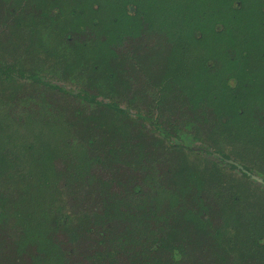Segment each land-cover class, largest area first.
<instances>
[{"label": "trees", "instance_id": "trees-1", "mask_svg": "<svg viewBox=\"0 0 264 264\" xmlns=\"http://www.w3.org/2000/svg\"><path fill=\"white\" fill-rule=\"evenodd\" d=\"M88 1L55 0L66 12L63 24L47 25L32 0H0V42L22 54L43 46L59 68L76 73L62 74L65 82L47 74L46 83L0 74V264H264V189L237 174L230 179L219 157L205 153L214 162L206 168L187 155L191 146L211 149L209 133L219 127L207 101L197 102L196 74H177L182 58L184 72L206 67L209 56L193 38L194 25L209 15L239 23L244 13L228 0L212 1L211 14L210 0H118L124 13L109 5L113 30H100L94 0ZM201 1L205 8L195 20L180 11ZM26 14L39 22L19 28ZM131 30L137 42L149 40V58L155 48L168 49L171 72L143 74L141 57L135 67L128 41L117 47ZM104 65L108 74L100 72ZM255 73L263 84L264 67ZM67 83L87 94L116 88L136 115L74 95ZM263 98L258 93L252 102ZM153 112L159 118L152 124L145 117ZM163 114L176 115L179 126L167 121L168 127Z\"/></svg>", "mask_w": 264, "mask_h": 264}, {"label": "flooded vegetation", "instance_id": "flooded-vegetation-1", "mask_svg": "<svg viewBox=\"0 0 264 264\" xmlns=\"http://www.w3.org/2000/svg\"><path fill=\"white\" fill-rule=\"evenodd\" d=\"M52 1H54V3L51 5L47 0V4H49L48 14H53L51 16L55 18L58 13H60V15L56 22H50L49 24H63L64 14L66 12L63 7H61V3L59 4L55 2V0ZM81 1L87 3L88 0ZM130 1L134 3L136 0ZM212 1L215 0H210L208 4L209 14L213 11L211 8H214L211 7ZM118 3V0H94V13L101 16L99 18L100 22L102 20L105 22L99 23L98 28L100 30L105 28L113 30V26L109 25L107 8L111 5L114 12L124 13L122 8L118 6ZM32 4L36 6L35 2ZM69 4L72 3L69 2ZM228 4L231 7L233 6L238 8L239 12L242 11L245 15L244 20L239 23H234V21L230 20V18L226 15L218 18L209 15L208 22L194 25L192 28L193 38L197 44L207 52L206 56H209V58L206 60V67H200L201 71L199 73H197L196 70L189 72L188 74H196V80L199 84L205 79L208 82L206 86H203L204 92H202L200 97L197 99L198 103L200 100L205 99V101H207L206 107L208 109H213L215 113H219V111L222 110V104L224 105L225 112L223 113V119H218L219 124L224 125L226 121H230L229 123L231 125V121L233 119L235 121L234 125L240 127V123H244L243 121L247 118V114L249 115L250 110V117H253L252 125L257 126L258 136L256 135V139H258V141L260 140L264 144V98L260 99L261 103L259 100L257 103L252 102L257 98L258 93L264 94V83H260L258 75L255 73L256 67H264V0H228ZM204 5L205 3L202 1L200 4L192 2L190 6H182L180 11L193 14V20H195L197 16L201 17L202 9L205 8ZM135 8L136 7L132 5L129 12L134 19L136 18L134 14ZM60 9L63 10V13ZM38 10L39 13L46 15V13L42 12L39 8L37 11ZM138 10L143 11L141 8ZM146 12L149 13L150 9H147ZM48 16H45V18ZM38 18L39 17L37 16L33 17V21L36 20V24L39 22ZM18 23H21V19L18 20ZM143 30L147 29L143 28ZM134 33L135 32L131 30L130 34L127 35V39L125 40V37L123 38V45H118L117 47L123 49L128 41L126 46L129 49V54L133 57L132 60L139 57L138 55L141 54V58L149 59V52L151 51L152 45H149L148 39L137 42L135 39L136 35H134ZM144 36L147 37V34H144ZM144 44L148 48V52L145 54L144 52L142 53V51H144L143 48L139 50V48ZM183 61V58L180 59L179 70L181 68V71L177 74H185ZM192 61H196L195 57L192 58ZM201 63L203 64V61H201ZM249 97H253V99L251 100ZM248 100H251V103H247ZM130 112H133V114L136 115L134 111ZM140 116L141 115L137 117ZM145 119L153 124L156 123L158 118L155 115L153 118L145 117ZM234 132L238 134L237 130H234ZM193 152L202 154L203 151L195 149ZM203 155L207 156L204 152ZM224 156L232 159V157L227 154H224ZM227 165L239 177H245L248 181L253 182L260 188L264 189V184L260 183L256 179H251L248 175L257 174L264 180V174L259 171L251 173L247 170L248 168L242 164L240 165L247 170L248 174L245 172L240 173L233 169L231 165ZM244 203L247 210H253L251 209V204L247 205V201H244ZM248 206H250V208ZM252 238L253 235H251V239Z\"/></svg>", "mask_w": 264, "mask_h": 264}, {"label": "rangeland", "instance_id": "rangeland-1", "mask_svg": "<svg viewBox=\"0 0 264 264\" xmlns=\"http://www.w3.org/2000/svg\"><path fill=\"white\" fill-rule=\"evenodd\" d=\"M48 1H49L48 3H50L51 5L54 3V1L52 0L51 1L48 0ZM32 2H35V5L37 6V8H39L42 12L46 13V15L44 14V16L49 15L47 18L44 19L45 22H47L46 23L47 25H49L50 22H56V20L58 19L60 15V13H58L59 10L57 11L58 14L55 18L51 16L53 14L51 13L48 14L49 4H47V1L32 0ZM96 2H95V7H96ZM62 3L68 6L69 0H62ZM60 11L63 13L62 9H60ZM19 14H20V9L16 11V15L18 16ZM100 17L101 16H99L98 18ZM20 19H21V23L18 26L19 28L28 27L31 24L35 23L36 21V20L33 21V19L28 14L21 16L19 19H17V24H18V20ZM101 22L105 23L103 20ZM15 47H16L15 45H12L9 42H6V41L0 42V58L6 61L4 62L5 65L4 63H1L0 65V74H2V76L6 78H11L13 80H20L22 82H27V80L30 78L31 80H35L40 83H46L48 81H51V79L47 76V74H59L60 78H58L59 79L58 81L65 82L62 77L63 76L62 74H71V75L76 74L74 70L73 72L70 69H68V67L66 68L63 66L62 68H59V63L55 61L56 57L53 56L52 52H50V54L47 56L49 51L45 50L43 46L40 49L35 48L34 53H30V54L27 52L22 54L21 51ZM141 48H143L144 50L142 51V53L144 52L145 54L148 52V48L146 47L145 44L141 46L139 50ZM154 52H155L154 56H151L149 59H144L142 61H139V63L142 64L145 71L147 72L145 73L142 71V73L143 74H165L166 72H171L172 63L167 58V55L169 53L168 49L162 51L158 48H155ZM141 55H138V56L142 57ZM58 59L61 60V58H58ZM132 63H135V67L137 66L135 58L134 60H132ZM107 68L108 66L104 65V68H102L100 72H105ZM199 69L201 68L199 67ZM192 71L193 70H191V72ZM105 73L108 74L107 72ZM133 73H136V71L133 70ZM173 73H175V70ZM188 73L189 72H185V74H188ZM114 74L116 73H112L111 80H114V77H115ZM145 83H147L148 85H152L151 80H148ZM207 83L208 82L206 79L200 82V84H202V88L201 90H199L200 95L202 94V92H204L203 86H206ZM67 87L69 89L76 88V86L70 83H67ZM144 88L145 90H147L144 94V97L145 98L150 97V95L152 94L149 91L148 87L145 86ZM117 93H118V96H117L118 98L116 96L112 98L108 97V96H113ZM94 95L107 100L108 101L107 105L117 112H121V113H124V112L128 113L130 111L135 112L133 105L131 104L130 101L125 102L119 98L120 97L119 90L118 89L116 90V88L108 87L106 89H103L102 92H99V93L94 92L92 96ZM91 101L101 105V103L97 99H94ZM110 104L116 105V106L112 107L110 106ZM191 108L193 107H190L189 109ZM224 108L221 106V109L225 111ZM250 112L251 111L249 110V115L247 114L246 116L247 118L245 119V121H243L244 122L243 124L240 123V127L236 125L230 126V123H229L230 121H226L224 125L219 124L218 119L222 117L221 116L222 114L220 115L217 112V114H215L214 116V119L216 120V124L218 125L219 128L209 133V140L212 142V149L214 151L222 155L227 154L231 156L234 161L242 165H245L248 168L247 170L251 173H253L254 171H259L260 173L264 174V144L260 140L258 141V139H256L258 136L257 126L252 125L253 117H250ZM155 115L157 116V118H159L156 112L155 113L153 112V116ZM178 119L182 120V117L178 116ZM162 120L164 124H166V122L169 121L170 124L179 126L176 115H170L169 117H167L165 114H163ZM189 120H193V119L189 118ZM166 125L168 127L170 126L168 124ZM234 130H237L238 134L234 132ZM203 140L208 144L206 139H203ZM11 153L13 154V151H11ZM187 155L191 157H197L201 161V164L205 166L206 168L208 167L214 168V162L208 156H204L203 154H200V153H194L193 151L187 152ZM218 163L222 167H227L226 169L225 168L223 169L226 170V173L228 176L230 175L231 177L230 179H233V178L235 179V176L237 175L229 166L225 165V163H221L220 161H218ZM231 172H234V173L231 174ZM240 178H242L243 181H246L247 183L252 184L253 187H255L259 192H261L260 189L262 188H260L258 185L254 184L253 182L248 181V179L245 177H240ZM222 180L223 179L218 181L219 185H221ZM260 205L261 204H259V206ZM248 207L250 208V206ZM261 211H262V206H261ZM262 213H263V218H264V208H263ZM260 222L262 223L263 219H261ZM247 244L251 245L250 236H247Z\"/></svg>", "mask_w": 264, "mask_h": 264}, {"label": "water", "instance_id": "water-1", "mask_svg": "<svg viewBox=\"0 0 264 264\" xmlns=\"http://www.w3.org/2000/svg\"><path fill=\"white\" fill-rule=\"evenodd\" d=\"M72 93L75 94V95L78 94V93H81L83 96H85V97H87V98H89L91 100L97 99L101 104H104V105L108 104L107 100H105L104 98L97 97L96 95H94L95 96L94 97V96H92V94L89 95L87 93L80 92L79 90H75ZM110 106L115 107L116 105L110 104ZM160 130L162 131V129H160ZM189 149L202 150L204 153H209V154H211V155H213L215 157H219L220 159H222L225 162H227V164L231 165L233 167V169H235L236 171H238L240 173H244L245 172V173L248 174L247 170H245V168L243 166H241L238 162H235V161H233L230 158H225L224 156H221L219 153H217V152H215V151H213V150H211L209 148H203V147H200L198 145V146H191ZM248 175H249V177L251 179H256L260 183L264 184V180L261 177H259L257 174H255V175L254 174H248Z\"/></svg>", "mask_w": 264, "mask_h": 264}]
</instances>
